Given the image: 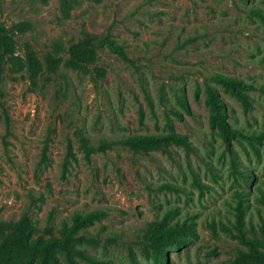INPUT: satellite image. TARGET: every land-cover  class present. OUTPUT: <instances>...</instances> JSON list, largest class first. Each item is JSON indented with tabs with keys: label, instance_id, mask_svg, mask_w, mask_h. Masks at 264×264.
Segmentation results:
<instances>
[{
	"label": "rangeland",
	"instance_id": "1",
	"mask_svg": "<svg viewBox=\"0 0 264 264\" xmlns=\"http://www.w3.org/2000/svg\"><path fill=\"white\" fill-rule=\"evenodd\" d=\"M255 12L264 16V0H0L13 37L0 38V243L24 215L33 243L59 237L75 215L101 212L49 264H264L242 255L264 254L247 243L263 239L264 94L246 90L244 104L212 79L264 84V18ZM86 35L110 36L123 54L104 46L88 71L69 67L70 48ZM30 55L42 65L35 82ZM208 85L227 122L260 142L229 147L210 127ZM166 133L191 145L86 150ZM162 219L192 223L197 234L164 247L165 260L145 238ZM10 253L20 251L9 248L2 264ZM22 257L41 264L42 253Z\"/></svg>",
	"mask_w": 264,
	"mask_h": 264
},
{
	"label": "trees",
	"instance_id": "2",
	"mask_svg": "<svg viewBox=\"0 0 264 264\" xmlns=\"http://www.w3.org/2000/svg\"><path fill=\"white\" fill-rule=\"evenodd\" d=\"M259 17L264 18L259 12H255ZM27 27L26 23L18 24L11 30L23 31ZM0 38L7 41L13 40L9 30H6L0 24ZM108 46L114 52L123 54V47L118 45L110 36L100 38L97 36L86 35L79 43L74 44L70 48V57L66 60L69 67L77 70L88 71V63L95 61L94 50ZM49 59L55 61L59 56L57 53L48 52ZM13 64L19 69L24 68L23 61L20 57H16L13 60ZM51 69L54 70V66L50 63ZM28 69L30 71V79L35 82L42 74V65L39 60L34 56H29ZM212 79L222 84L226 89L236 92L237 95L242 99L244 104H247L245 99L246 90L257 89L264 94V84L257 86L256 84L247 83L241 79L235 77H228L222 74L212 75ZM207 98L206 102L210 107L209 124L213 129H218L224 141L230 147L232 140L242 138L244 140L253 142H260L261 138L255 133H244L241 129L236 126L230 125L226 120V113L224 105L220 99L217 90L208 85L206 87ZM177 145H183L189 147L190 141L186 135L179 133H166V134H137L124 138L121 141H104L98 147L86 148L88 153L94 151H105L111 149L114 145L121 144L130 149L139 151L142 149H157L165 148L167 145L173 143ZM238 170V168H236ZM264 200V198H263ZM102 215L101 212H91L85 215H75L73 217L72 224L63 222L61 227L58 228L60 233L59 237H51L48 239H36L33 243H30V237L36 227L27 215H24L20 221L13 224V232L7 236L2 243H0V264H2V254L9 248H16L20 251L19 255L10 253L5 259L6 264H27L26 260L22 256L29 257L35 252H41V264H49L51 253L54 249L63 251H69L70 246L76 239L83 233L84 228L91 224L93 220L97 219ZM7 223H0V228L4 230ZM193 237H197L196 230L192 223L187 221H176L169 222L166 219L156 220L150 224L149 229L145 233V238L149 244L155 250L157 255L163 260L166 259L163 251L164 247L169 246H182L185 245ZM262 241L247 240L248 244H257L264 246V226L262 228ZM243 256H249L254 258H264V254L260 253L257 249L251 254H242ZM232 264V262L224 263Z\"/></svg>",
	"mask_w": 264,
	"mask_h": 264
}]
</instances>
